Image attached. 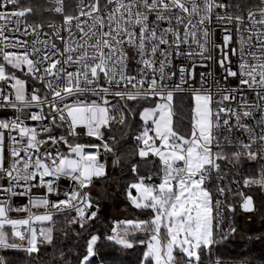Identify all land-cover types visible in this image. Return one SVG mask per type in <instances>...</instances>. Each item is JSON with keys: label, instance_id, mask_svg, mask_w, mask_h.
Masks as SVG:
<instances>
[{"label": "snow or ice", "instance_id": "snow-or-ice-1", "mask_svg": "<svg viewBox=\"0 0 264 264\" xmlns=\"http://www.w3.org/2000/svg\"><path fill=\"white\" fill-rule=\"evenodd\" d=\"M0 82V108L14 113L0 119V250L38 256L56 215L74 213L66 224L80 237L98 216L89 187L106 175L100 157L120 165L114 146L129 138L126 197L150 216L114 220L104 239L143 246L139 264H204L236 233L227 216L256 211L246 190H264V0H0ZM177 94L192 101L184 132ZM150 157L158 183L139 174ZM62 177L71 186L50 200ZM100 240L90 233L76 264H92Z\"/></svg>", "mask_w": 264, "mask_h": 264}, {"label": "trees", "instance_id": "trees-1", "mask_svg": "<svg viewBox=\"0 0 264 264\" xmlns=\"http://www.w3.org/2000/svg\"><path fill=\"white\" fill-rule=\"evenodd\" d=\"M30 2H34L31 0ZM43 3V0H40ZM46 19L60 21V17L53 14H46ZM176 105V115L175 121L177 127L181 132L187 131L190 128V108L192 101L189 95H177L175 97ZM146 106V105H145ZM136 123L133 124V131L139 127L140 118L138 114L135 117ZM182 122V123H181ZM118 147L121 152L125 154V159L122 160L121 164L118 166L112 165V156L108 155L106 157L107 161V173L105 177L94 179V184L101 185L103 191L108 199L125 204L130 210L131 214L126 219H147L150 216V212L135 209L126 197L127 186L136 180V176L130 171V164L126 163L125 160L130 159V163H137V158H129L128 153H130L135 148L134 141L130 138L122 141ZM155 158H149L147 163H141L139 165L140 175L156 174L158 163L153 166V161ZM255 165L245 163L243 168L244 173H249L254 169ZM121 173V186L119 190L114 188L113 179L118 174ZM90 194L92 199L98 203L99 212L97 218L90 222L89 227L85 232L81 234L80 237L74 235L75 232L80 231L76 226H68L66 220L71 218L74 213L57 215L56 225L54 231V240L51 245H43L40 247L39 255L33 254V256H28L26 253L18 250H3L4 257L10 262V264H63L64 261H71V264H76L77 257L75 253L77 251L83 252L85 247V240L90 233H96L101 236V240L98 241L97 245V255L92 258V264H139V260L142 256L143 246H137L132 249H124L113 242L104 239V236L110 234V227L114 220L105 208H107V203L99 196L94 194L90 189ZM247 194H250L254 198L256 208L261 215V222L259 225L251 226L244 232L245 240L235 241L233 237L240 232V218L243 212L238 206L235 208L234 222L236 226V233L231 236L226 241H221L216 244L215 250L219 258L230 259V258H262L264 257V190L254 187L252 189L246 190ZM135 194V191L133 190ZM235 200V205L238 201ZM122 220V219H120ZM124 220V219H123ZM67 232L65 236L64 233ZM259 237V238H258ZM139 239H147L142 233H138L135 237ZM212 250V249H211ZM64 253L63 260L60 257V253ZM210 260V254L203 258L204 264Z\"/></svg>", "mask_w": 264, "mask_h": 264}, {"label": "built area", "instance_id": "built-area-1", "mask_svg": "<svg viewBox=\"0 0 264 264\" xmlns=\"http://www.w3.org/2000/svg\"><path fill=\"white\" fill-rule=\"evenodd\" d=\"M31 0H25V2H30ZM34 1V0H33ZM54 15V14H53ZM56 23H59L60 21H56L54 20ZM47 31V29H46ZM43 38V37H42ZM217 38H219V33L217 32ZM29 39V43H31V39L30 38H26ZM233 60H235V58H233ZM179 62V61H177ZM198 71H206V69H198ZM213 71L217 74L220 75V70L218 67H215L213 69ZM17 75H19L21 78H25L24 77V73L23 72H17ZM26 86L28 87L29 90H31V88L34 86L33 82L31 81V79H28L26 82ZM37 87H39V85H35ZM0 87H4L7 88L6 85L3 84V82H0ZM177 95H186V94H177ZM34 110V109H32ZM13 110L9 109V108H0V119H5V118H10L13 116ZM27 123L30 126H37V122L28 120ZM62 131V130H61ZM77 131H82V129L80 127H78ZM60 132L57 133V135H59ZM76 142H80V143H85V144H90V143H99L98 141H96L94 138H89L87 136H81L79 138L78 141ZM61 148L63 149V146L61 145ZM103 152V149H101V153ZM101 160L102 162L106 160V157H104L103 155H101ZM153 178H154V182L158 183L159 181L156 179V174H152ZM72 182L66 178H61L58 181V185L60 187V189L62 190L60 195L57 196L56 194H51L49 196L50 200H56V199H63V190H67L70 186H71ZM211 189V185L209 186ZM36 195H41L43 194L42 190H34ZM94 201V200H93ZM95 202V201H94ZM234 206H235V200L231 199L230 201ZM24 203H27V197H16L14 198V205H22ZM96 203V202H95ZM33 211H37L36 209H33ZM38 211L42 212L43 209H39ZM57 216V215H56ZM56 216H54V220L56 219ZM227 220L231 221V226H235V222H234V216H227ZM56 221V220H55ZM56 225V224H55ZM224 228H228L229 227V223L228 222H224L223 224ZM216 246V245H215ZM215 246L212 247L211 253H210V260L206 263V264H214L216 259H219L221 261V264H264V257L262 258H230V259H222L219 258L216 254V250H215ZM0 256H3V250H0Z\"/></svg>", "mask_w": 264, "mask_h": 264}, {"label": "rangeland", "instance_id": "rangeland-1", "mask_svg": "<svg viewBox=\"0 0 264 264\" xmlns=\"http://www.w3.org/2000/svg\"><path fill=\"white\" fill-rule=\"evenodd\" d=\"M106 173H107V168H106ZM121 177L122 174L118 173L115 177H114V181H113V186L114 188H116L117 190H119L120 186H121ZM89 189L96 195H99L104 201L105 203H107V208H105V210L107 211V213H109L113 218H116L118 220L120 219H126L127 217L130 216L131 212L128 209V207L125 204H121L120 202L117 201H113L111 199H108L103 191V188L101 185L94 184V180L92 182V184L90 185ZM136 194V193H135ZM133 193V195H135ZM261 215L259 214L258 209L256 208V211L254 213H246V214H242L241 218H240V232H238L233 239L235 241H243L245 240V235L244 232L249 229V227L251 226H256L259 225L261 222Z\"/></svg>", "mask_w": 264, "mask_h": 264}, {"label": "water", "instance_id": "water-1", "mask_svg": "<svg viewBox=\"0 0 264 264\" xmlns=\"http://www.w3.org/2000/svg\"><path fill=\"white\" fill-rule=\"evenodd\" d=\"M253 200H254V198H253ZM255 203V202H254Z\"/></svg>", "mask_w": 264, "mask_h": 264}]
</instances>
